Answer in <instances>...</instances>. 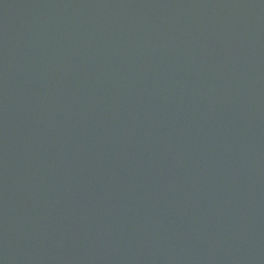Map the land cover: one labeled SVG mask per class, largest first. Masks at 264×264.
I'll list each match as a JSON object with an SVG mask.
<instances>
[{
    "label": "water",
    "instance_id": "obj_1",
    "mask_svg": "<svg viewBox=\"0 0 264 264\" xmlns=\"http://www.w3.org/2000/svg\"><path fill=\"white\" fill-rule=\"evenodd\" d=\"M0 264H264V0H0Z\"/></svg>",
    "mask_w": 264,
    "mask_h": 264
}]
</instances>
